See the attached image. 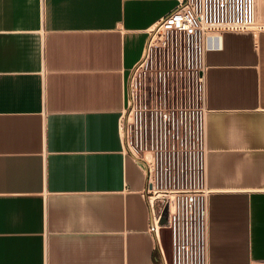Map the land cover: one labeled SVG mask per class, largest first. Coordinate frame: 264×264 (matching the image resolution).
<instances>
[{
  "label": "crops",
  "instance_id": "0c3cea01",
  "mask_svg": "<svg viewBox=\"0 0 264 264\" xmlns=\"http://www.w3.org/2000/svg\"><path fill=\"white\" fill-rule=\"evenodd\" d=\"M176 0H0V264H164L127 77ZM202 264H264V29L202 52Z\"/></svg>",
  "mask_w": 264,
  "mask_h": 264
},
{
  "label": "rangeland",
  "instance_id": "374dc122",
  "mask_svg": "<svg viewBox=\"0 0 264 264\" xmlns=\"http://www.w3.org/2000/svg\"><path fill=\"white\" fill-rule=\"evenodd\" d=\"M202 49L182 35L159 30L127 77L125 148L144 158L159 185L194 186L195 175L202 172L198 162L203 122ZM163 203L157 199L155 210ZM177 217L176 239L170 226L162 228L167 229L166 263L201 264L202 209L188 206Z\"/></svg>",
  "mask_w": 264,
  "mask_h": 264
},
{
  "label": "built area",
  "instance_id": "2783aa9c",
  "mask_svg": "<svg viewBox=\"0 0 264 264\" xmlns=\"http://www.w3.org/2000/svg\"><path fill=\"white\" fill-rule=\"evenodd\" d=\"M155 29L156 32L152 33L151 40L159 30L171 31L200 46L203 52L210 41L223 30L257 32L264 29V0H176V4L161 18L153 31ZM198 151H200L198 162H201L202 172L195 175L194 186L159 185L149 172L148 163L145 162L148 173L146 193L150 216L148 227L158 236L159 229L170 226L169 230L173 233V239L174 237L176 239L178 233L177 226H174V218L176 224L177 212L184 211L188 206L200 207L203 212L204 250L205 200L209 193V188L205 185L204 108L201 143ZM157 199L164 203L156 211L154 204ZM164 211H166L164 217L159 219ZM169 221L171 223L167 224ZM159 249L162 261L167 264L164 250L160 247Z\"/></svg>",
  "mask_w": 264,
  "mask_h": 264
},
{
  "label": "bare ground",
  "instance_id": "6f19581e",
  "mask_svg": "<svg viewBox=\"0 0 264 264\" xmlns=\"http://www.w3.org/2000/svg\"><path fill=\"white\" fill-rule=\"evenodd\" d=\"M157 36H158V35H157ZM157 36H156V37H157ZM164 215H165V212L161 215V217H160L159 219H161L162 217H164Z\"/></svg>",
  "mask_w": 264,
  "mask_h": 264
}]
</instances>
